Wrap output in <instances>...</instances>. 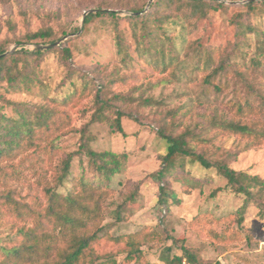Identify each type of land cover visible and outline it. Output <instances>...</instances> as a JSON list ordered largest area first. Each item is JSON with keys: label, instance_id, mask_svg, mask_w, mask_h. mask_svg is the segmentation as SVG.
Masks as SVG:
<instances>
[{"label": "trees", "instance_id": "1", "mask_svg": "<svg viewBox=\"0 0 264 264\" xmlns=\"http://www.w3.org/2000/svg\"><path fill=\"white\" fill-rule=\"evenodd\" d=\"M147 1L104 0L82 18L80 28H74V33L81 30V34L92 20L110 25L117 58L110 68L96 64L84 70L75 65L69 38L46 49L36 48L66 33L55 37L50 27L28 31L14 40L34 44L32 49L7 52L5 44L0 45V264H116L112 252L96 251L101 239L121 245L126 264H143L140 245L152 240L154 232L144 228L108 232L103 223L105 204L114 192L111 178L122 163L112 151L93 150L87 128L106 123L124 135L122 119L132 117L135 107L163 105V100L142 97L137 84L153 74L158 75L159 84L186 86L200 76L198 92L189 98L190 107L200 106L207 112L193 127L187 125L178 132L174 129L181 125L177 119L186 113H180L185 106L155 119L159 137L167 142L160 165L152 173L158 181V203L169 209L166 196L171 202L176 199L172 178L197 164L215 170L224 178L225 189L242 196L238 221L248 203L264 218V178L231 167L238 153L264 144V0H249L243 4L244 11L233 13L229 18L232 38L219 44L189 36L198 30L200 21L210 20L211 12L229 4L152 0L144 10ZM50 54L61 67L58 80L44 73ZM127 81L135 85L123 90ZM34 87L41 101L5 96ZM72 110L85 119L78 130L77 148L54 163L63 137L75 131ZM231 137L236 142L233 149L224 146ZM174 155L183 156L185 162L176 165ZM74 159L79 161L76 174L71 170ZM30 170L39 191L27 200L12 183ZM115 213L118 218L119 209ZM183 259L196 264L190 252L164 261L181 264Z\"/></svg>", "mask_w": 264, "mask_h": 264}, {"label": "rangeland", "instance_id": "2", "mask_svg": "<svg viewBox=\"0 0 264 264\" xmlns=\"http://www.w3.org/2000/svg\"><path fill=\"white\" fill-rule=\"evenodd\" d=\"M102 1L0 0V45L5 44L7 52L21 47L32 49L34 44H18L14 40L28 31L50 27L55 37L66 32L61 37L69 38L68 45L75 65L84 70L96 64H108L110 68L117 59L110 25L92 20L81 34V30L73 31L82 25L84 12L97 7ZM221 1L230 6L211 12L210 20L200 21L198 30L189 38L200 37L203 43L209 44H219L232 38L229 18L233 13L244 11L243 4L249 0ZM148 7L146 4L144 10ZM60 68L50 54L44 73L58 80ZM158 80V75L153 74L137 84L141 85L142 97L163 100L164 104L160 107H135L132 117L122 119L124 135L112 131L106 123H92L87 128L88 135L93 137L90 147L95 151H112L122 163L120 171L111 178L110 186L114 192L105 204L103 223L107 225L108 232L132 233L142 228L153 231L152 240L140 245L143 264H167L164 258L184 255L185 252L194 256L196 264H264V218L259 217L257 208L248 203L242 209V221H238L242 196L225 189L224 178L215 170L192 165L190 171L172 178L170 186L176 199L171 202V197L166 196V201L170 202L169 209L163 208L156 200L158 181L152 173L160 165L159 156L165 153L167 142L159 137L155 119L169 109L185 106L180 113H186L177 119L181 125L174 129L178 132L187 125L193 127L207 114L200 106L190 107L189 98L198 92L200 76L187 86L163 85L157 83ZM133 85L127 81L122 88L127 90ZM5 96L14 100L41 101L37 87L28 92H8ZM72 116L75 131L63 137L54 163L77 148L78 130L85 119L80 118L78 112H73ZM232 140V137L227 139L224 146L230 149L236 147V142ZM242 144L238 146L242 147ZM172 161L178 165L185 159L174 155ZM78 162L74 159L71 169L74 174L78 172ZM231 167L264 178V144L238 153ZM35 177L30 170L18 182L12 183L27 200L31 199L32 192L38 190ZM29 184L32 185L30 188ZM133 192L135 195L129 198ZM116 209H119L118 218ZM95 249L101 254L110 251L116 258V264H126L119 244L101 239Z\"/></svg>", "mask_w": 264, "mask_h": 264}, {"label": "water", "instance_id": "3", "mask_svg": "<svg viewBox=\"0 0 264 264\" xmlns=\"http://www.w3.org/2000/svg\"><path fill=\"white\" fill-rule=\"evenodd\" d=\"M151 1H152V0H149V1H148L147 6L150 5ZM93 11H94V9H90V10L84 12L83 17H84L88 12H93ZM66 38H67V36H64V37L60 38L59 40L55 41L54 43L47 44V45H41V44H38V45H36V48H38V49H46V48L51 47V46H53V45H58V44H60V43H61L63 40H65ZM0 57H1V55H0Z\"/></svg>", "mask_w": 264, "mask_h": 264}, {"label": "built area", "instance_id": "4", "mask_svg": "<svg viewBox=\"0 0 264 264\" xmlns=\"http://www.w3.org/2000/svg\"><path fill=\"white\" fill-rule=\"evenodd\" d=\"M181 264H190L187 260H185V259H183L182 261H181Z\"/></svg>", "mask_w": 264, "mask_h": 264}]
</instances>
